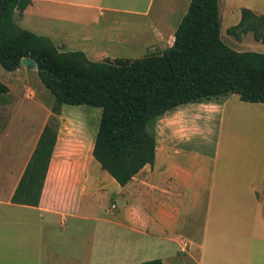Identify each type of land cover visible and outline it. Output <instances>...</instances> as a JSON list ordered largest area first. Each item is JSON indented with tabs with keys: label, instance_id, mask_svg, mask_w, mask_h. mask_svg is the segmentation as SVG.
I'll return each mask as SVG.
<instances>
[{
	"label": "crops",
	"instance_id": "crops-1",
	"mask_svg": "<svg viewBox=\"0 0 264 264\" xmlns=\"http://www.w3.org/2000/svg\"><path fill=\"white\" fill-rule=\"evenodd\" d=\"M31 1L21 26L50 37L61 51L84 52L91 61L162 53L173 46L191 3L163 0L169 15L162 10L143 20L139 17L147 12L134 8L141 0ZM224 2L228 18L234 16L232 26L241 20L235 6L264 15V0ZM256 42L252 47L264 53V42ZM16 72L27 74L29 68ZM6 85L9 92L0 97V264H141L153 259L163 264H264V104L229 94L168 112L155 128L154 165L126 186L94 158L95 136L84 119L89 111L72 109L78 121L60 129L35 207L14 204L12 198L55 114L36 101L43 114L28 123L17 121L13 89ZM242 106L253 109L247 115L256 114L259 132L255 145L246 147L250 156L238 159L221 138L230 139L224 125ZM191 109L193 114L177 116ZM165 117H170L166 124ZM196 119L203 135L189 136L184 130ZM216 119L218 135L208 139V122L213 133Z\"/></svg>",
	"mask_w": 264,
	"mask_h": 264
},
{
	"label": "trees",
	"instance_id": "trees-1",
	"mask_svg": "<svg viewBox=\"0 0 264 264\" xmlns=\"http://www.w3.org/2000/svg\"><path fill=\"white\" fill-rule=\"evenodd\" d=\"M31 0H0V65L16 72L28 57L54 97L52 112L64 106L102 110L93 155L102 170L126 186L157 154L156 123L189 103L237 94L264 104V53L239 51L221 36L220 0H191L172 47L137 59L91 61L81 51H61L48 36L21 26ZM264 15L242 9L240 22L227 34L252 33L264 42ZM9 87L0 78V97ZM57 141L49 123L12 198L37 207ZM141 264H163L161 259Z\"/></svg>",
	"mask_w": 264,
	"mask_h": 264
},
{
	"label": "rangeland",
	"instance_id": "rangeland-1",
	"mask_svg": "<svg viewBox=\"0 0 264 264\" xmlns=\"http://www.w3.org/2000/svg\"><path fill=\"white\" fill-rule=\"evenodd\" d=\"M162 1L163 0H141L140 5L138 4L139 6L134 8L139 12H147V16L139 17L143 20L153 19L154 17L159 16L162 10L163 11L161 14L167 16L169 15L170 11L168 10V7H164L163 9V6L161 5ZM224 1L222 3V10L220 9L222 23L221 36L223 41L237 50L256 51L257 49H255V47H252V45L258 46L259 44L254 41L255 38L252 33L236 34V36L227 34V29L232 26L230 24L232 23L234 16L232 15V19L228 18L227 14H229L230 11L227 10ZM124 7L133 9V7L130 6ZM235 7V11H242V8H239L240 6ZM169 9L172 10L173 8L169 7ZM96 13L98 12L94 11V14ZM225 27L228 28L226 29ZM262 32L264 33V28L262 29ZM134 56L140 57L144 55L136 54ZM0 77L4 81V83L7 82L8 85L13 89V102L15 110L17 112L15 119L17 121H24L25 123H28L29 118L34 117L36 114H43V110L39 109L34 104L36 101L42 102L43 107L47 111H52L54 105V97L51 92L47 90L41 83L39 76L34 69L29 68V72L27 74H23L22 72H7L0 65ZM72 109L89 111V113L84 114V119L88 120L89 122V130L92 134L91 136H95L96 138L99 123L101 120L102 110L91 106H66L65 115H63L62 110L59 115H52L50 123L53 128L57 130V136L63 126L72 125L73 127V125L78 121V119L74 116L75 114H71ZM250 111H253V109L245 106L240 107L239 109L235 110V112H233L232 116H229L228 114L229 117L224 125L223 131L225 130V135H229L230 139H228L227 137L225 139L221 138V141L223 143H230L233 156L238 159H243L247 156H250V153L246 152V147L247 145H255L258 139L259 121L256 118V114L253 116L247 115V112ZM187 113L190 115L191 113L193 114L194 111L192 109L190 111H181L177 113V116L188 115ZM165 120L166 121H164V124H166V122H169L170 117L166 118ZM72 121L75 123L73 124ZM197 121L198 119H196V121H190L188 123V127L185 128L184 131H186L185 133H187L189 136H196L197 134L201 136L203 135L199 134L198 126L200 124ZM157 125L158 123H156V127ZM209 126L210 122H208V132L205 136L208 139L212 137L214 140L218 135V131L220 129V120L216 119L215 123L212 125V127L214 128L213 133L210 130ZM90 140L92 139L90 138ZM68 143L69 145H74L77 144L78 141H69Z\"/></svg>",
	"mask_w": 264,
	"mask_h": 264
},
{
	"label": "water",
	"instance_id": "water-1",
	"mask_svg": "<svg viewBox=\"0 0 264 264\" xmlns=\"http://www.w3.org/2000/svg\"><path fill=\"white\" fill-rule=\"evenodd\" d=\"M21 66L27 67V68H32L37 71L38 69V64L36 61L32 60L31 58L25 57L21 61Z\"/></svg>",
	"mask_w": 264,
	"mask_h": 264
},
{
	"label": "built area",
	"instance_id": "built-area-1",
	"mask_svg": "<svg viewBox=\"0 0 264 264\" xmlns=\"http://www.w3.org/2000/svg\"><path fill=\"white\" fill-rule=\"evenodd\" d=\"M115 207H116V206L113 204V205L111 206V209L113 210V209H115ZM111 209H110V210H111Z\"/></svg>",
	"mask_w": 264,
	"mask_h": 264
}]
</instances>
